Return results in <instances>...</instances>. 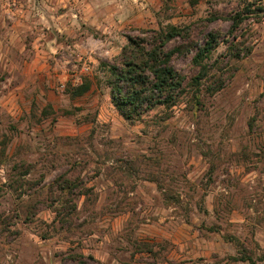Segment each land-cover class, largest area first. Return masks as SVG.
<instances>
[{
    "label": "rangeland",
    "instance_id": "rangeland-1",
    "mask_svg": "<svg viewBox=\"0 0 264 264\" xmlns=\"http://www.w3.org/2000/svg\"><path fill=\"white\" fill-rule=\"evenodd\" d=\"M247 1L0 0V264H264V12L236 28ZM170 25L190 27L169 43L188 81L220 33L200 100L130 121L108 65Z\"/></svg>",
    "mask_w": 264,
    "mask_h": 264
},
{
    "label": "trees",
    "instance_id": "trees-1",
    "mask_svg": "<svg viewBox=\"0 0 264 264\" xmlns=\"http://www.w3.org/2000/svg\"><path fill=\"white\" fill-rule=\"evenodd\" d=\"M248 6L234 21V26L238 28L239 19L243 20V14H258L264 12V6H258V0L247 1ZM257 5V6H256ZM190 27H179L170 25L167 29L153 31V35L148 39L129 38L120 54V62L111 64L109 79L111 88V99L114 106L122 116L130 121L141 119L143 115L153 109L164 106L168 109L174 108L181 102L190 90L193 98L199 99L203 80L209 76L210 67L204 63L213 51L220 44V33L211 32L206 41L201 44L195 55L193 62L200 66L199 72L189 81L173 65V58L180 46L169 48V43L176 38L187 39L190 36ZM92 82L85 79L83 83L74 88V95H82L91 88ZM219 88L213 89L218 90ZM61 189H72V184L63 180ZM83 257L82 255H79ZM80 257L76 258L79 264H87ZM246 259V257H241ZM251 257H247L250 259Z\"/></svg>",
    "mask_w": 264,
    "mask_h": 264
}]
</instances>
